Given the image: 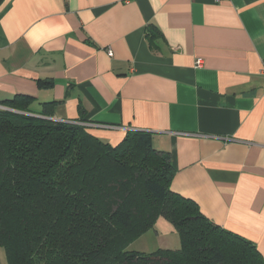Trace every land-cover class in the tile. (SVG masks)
Masks as SVG:
<instances>
[{"label":"crops","instance_id":"obj_1","mask_svg":"<svg viewBox=\"0 0 264 264\" xmlns=\"http://www.w3.org/2000/svg\"><path fill=\"white\" fill-rule=\"evenodd\" d=\"M16 95L111 145L150 132L170 188L264 259V0H5L0 102Z\"/></svg>","mask_w":264,"mask_h":264},{"label":"trees","instance_id":"obj_2","mask_svg":"<svg viewBox=\"0 0 264 264\" xmlns=\"http://www.w3.org/2000/svg\"><path fill=\"white\" fill-rule=\"evenodd\" d=\"M159 35L153 24L144 29L151 48ZM30 103L24 95L0 102V248L7 264H264L250 240L170 188L174 168L150 132L129 130L111 145L77 122L51 119L53 101L38 113ZM159 217L172 225L179 247L127 250Z\"/></svg>","mask_w":264,"mask_h":264},{"label":"rangeland","instance_id":"obj_3","mask_svg":"<svg viewBox=\"0 0 264 264\" xmlns=\"http://www.w3.org/2000/svg\"><path fill=\"white\" fill-rule=\"evenodd\" d=\"M171 228L167 220L159 217L149 229L134 238L126 249L149 253L158 248H177L180 244L179 238L175 232L171 231Z\"/></svg>","mask_w":264,"mask_h":264},{"label":"built area","instance_id":"obj_4","mask_svg":"<svg viewBox=\"0 0 264 264\" xmlns=\"http://www.w3.org/2000/svg\"><path fill=\"white\" fill-rule=\"evenodd\" d=\"M213 1H218V0H213ZM107 54H109V55H111V51L108 49L107 50ZM196 66H198V65H201V63H202V61H201V59L200 58H198V59H196ZM68 121V120H67ZM70 121V120H69ZM72 122H74V121H72ZM77 123H79V124H81V125H83V126H85V123H81V122H77ZM100 126H103V127H110V125H100ZM86 127V126H85Z\"/></svg>","mask_w":264,"mask_h":264},{"label":"water","instance_id":"obj_5","mask_svg":"<svg viewBox=\"0 0 264 264\" xmlns=\"http://www.w3.org/2000/svg\"><path fill=\"white\" fill-rule=\"evenodd\" d=\"M51 119H53V118H51Z\"/></svg>","mask_w":264,"mask_h":264}]
</instances>
